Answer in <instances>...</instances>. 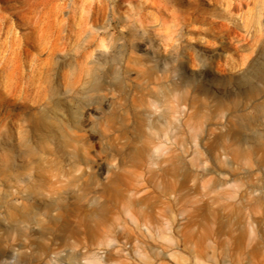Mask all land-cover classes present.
Wrapping results in <instances>:
<instances>
[{
	"label": "rangeland",
	"instance_id": "374dc122",
	"mask_svg": "<svg viewBox=\"0 0 264 264\" xmlns=\"http://www.w3.org/2000/svg\"><path fill=\"white\" fill-rule=\"evenodd\" d=\"M0 17L1 40L6 37L0 48V159L6 157L14 164L12 173L0 178L1 193L13 192L14 197L27 186L38 184L36 165L23 169L21 158L7 146L6 135H23L41 155L44 173L57 178L56 197L66 206L57 210L54 224L45 222L38 227L12 222L5 206L0 205V255L9 256L11 264L45 260L65 264L57 255L65 250L73 253L72 248H90L89 230L105 240L116 238L131 251L134 240L117 238L122 230L138 237L134 221L140 218L127 207L129 193L146 186L153 196L150 211L159 222L169 217L167 203L174 214L190 210L191 199L162 197L157 187L167 181L184 180L210 209L226 202V193L248 191L249 198L259 200L257 210L264 214V152L232 161L236 167L232 177L225 167L221 174L205 172L211 161L207 148L215 145L220 151L232 145L235 137L250 138L245 126L239 129L242 135H233L246 121L259 131L263 129V117L245 107L239 92L247 83L260 84L257 75H264V0H0ZM16 40L20 47L13 44ZM153 45H157L159 57H154ZM102 47L110 49L106 65L110 67L99 79L107 81L109 88L98 109L89 100L95 93L80 85H67L69 65H90ZM211 69L223 76H212ZM183 82L185 101L178 99L181 90L175 87ZM214 87L223 102L236 103L243 121L225 118L226 109L233 108L231 104L216 107L208 93ZM65 95L71 103L56 102ZM183 106L189 112L200 110L188 118L181 113ZM156 112L159 118L151 120L150 115ZM109 113L114 114L111 125L105 119ZM62 114H67L66 121L60 125L57 120ZM40 116L50 120L55 135L69 140L64 153L54 152L50 140L38 144L39 133L32 130L31 120ZM145 140L149 151L159 156V166L119 164ZM72 152L77 157L70 156ZM84 156L86 162L81 160ZM226 156L231 161V156ZM176 159L179 172L165 175L167 165L161 161ZM108 166L122 177L123 195L113 202L107 196L98 198L97 193ZM100 202L112 208L105 218L88 217ZM220 213L224 216L228 210ZM37 219L42 217L37 215ZM64 223L77 231L75 246L71 245L73 239L70 244L63 243ZM41 245L47 247V256L37 253ZM121 264H131V260Z\"/></svg>",
	"mask_w": 264,
	"mask_h": 264
},
{
	"label": "bare ground",
	"instance_id": "6f19581e",
	"mask_svg": "<svg viewBox=\"0 0 264 264\" xmlns=\"http://www.w3.org/2000/svg\"><path fill=\"white\" fill-rule=\"evenodd\" d=\"M97 11L98 8L95 7L94 13L97 14ZM1 26L2 19L0 17V48L6 44V37L1 40ZM89 28H91V25H89ZM31 31L34 32L33 25ZM59 40L60 36L56 38V41ZM13 44L16 47H20V43L17 40ZM57 44L59 43L57 42ZM54 46L57 47L58 45L55 44ZM152 47H154V57H159L157 45H153ZM218 56L220 55H216V57ZM221 56L226 57L228 54L222 53ZM109 57L110 49L102 47L98 48L96 53H94L93 59L89 61L90 65H79L77 67L69 65L71 75L67 86L80 85L86 92L95 93L89 100L90 103L97 104L98 109L101 102L106 99L108 93L109 83L100 80L99 74L103 75L109 71L110 66H106L110 60ZM262 61L264 64V59ZM263 64L261 63L262 66ZM246 73L248 72L246 71ZM246 73L242 72L241 76L245 77ZM210 74L212 76H223L215 69H211ZM257 78L260 84L247 83L239 94L243 103H245V107L252 109L256 115L260 114L264 119V75H257ZM185 83L175 85V87H178L176 88L178 91L181 90L178 96V99L181 101H185L187 97ZM213 89L214 91L212 92L207 91L210 94L212 93L211 95L214 97L217 108L223 109V107H228L229 104L233 108V110L226 109L228 112L225 118L228 120L236 118L241 121L243 114H241V110L236 109V103L223 102V98L218 96V91L215 87ZM207 91L201 92L207 93ZM60 100L68 103L72 101L67 95L62 96L61 99H57L56 102L59 103ZM192 100L191 103L194 102ZM57 103H55L56 106L58 105ZM199 110L198 108H194L193 111L189 112L183 106L181 113H186L188 118H190L197 116ZM156 113L150 115L151 120L159 118V113ZM66 115L62 114L61 119H58L57 123L62 125L66 121ZM113 116V113L107 114L105 118L106 122H108L107 125H111ZM31 123L32 130L39 133L38 144L50 140L54 145V152L61 154L65 152L69 140L64 135H55L56 133L52 132L53 127L47 117L40 116L37 119L31 120ZM254 125L250 120L246 121L243 127L239 126L233 133V135H242V131L239 129L246 127L251 132L250 135L252 136L250 138L235 137L232 145L222 148L220 151L215 145L207 148L211 161L207 165L205 172L221 174L222 171L220 172V170L222 167H225L231 170L229 176L232 177L234 176L233 169H236L232 161L237 163L257 152H264V123L262 125L263 129L260 131L254 128ZM73 126L77 128V122H74ZM45 132L53 135H44ZM6 142L8 148L13 151L16 158L18 160L21 158L22 161H20L21 164L19 166L26 169L30 164L34 163L36 165L38 184L27 186L24 193L12 197L13 192L10 193L11 195L1 193V181L0 205L5 206L9 219L14 223H33L38 227L42 226L45 222L47 224H54L57 210H64L66 208L63 200L56 197L57 178L44 173L43 168L40 166L42 161L41 155L37 152V148L28 143L25 136L16 134L11 136L6 135ZM143 142L141 146L130 150L120 160L119 164L132 163L143 165L146 163L148 167L157 164L159 166V156L155 155L153 150L149 151L146 140ZM227 154L231 156V161L230 159L228 160ZM70 156L77 157V154L72 152ZM81 160L86 162L87 157H81ZM161 162L167 165V168L163 170L165 175L168 173L174 175L180 170V164L177 159ZM13 169L14 164L8 158L3 157L0 159L1 179H6ZM185 176L183 175V179ZM121 180V175L108 166L105 170L103 181L97 185L98 198L107 196L112 202L118 200L123 195L119 184ZM157 189L162 197H167L173 201L191 199L193 202L190 210L186 213L179 212L174 214L167 203L166 210L169 217L164 222H159L150 211L153 196L149 195L146 192L147 187L143 186L141 189H136L129 193L126 200L127 207L134 210L140 218L139 222L134 221V227L138 230V237L130 235L125 230L117 234V238L119 239L125 238L126 240H134L136 242L131 251H126L124 245L118 239L115 238L112 241L105 240L94 230H89L90 248L83 250L72 248L74 250L73 253L70 250H65L60 255H57L59 257L56 258L59 259L61 257L65 264H121L123 260L127 259L131 260V264H264V214L257 210L259 200L249 198L248 191L238 190L226 193L227 201L221 203L216 209H210L207 201L198 198L199 194L194 192V190L190 191L191 188L186 186L184 180L179 183L167 181L159 185ZM14 193L16 192L14 191ZM111 209L108 204L100 202L94 206L88 217L92 214L94 217L103 220ZM223 209H227L228 213L221 216L220 211ZM37 215H40L42 219H37ZM163 224L164 227L162 226ZM61 227L63 229V243L65 245L70 244V239H73L74 241L71 245L74 244L75 246V243L79 240L77 231L66 223L62 224ZM18 253L22 255L23 251H19ZM37 253L40 256H47L48 249L46 246L41 245L37 249ZM8 258L9 256L0 255V264H11L12 261H10L11 259L8 260ZM83 258L86 259L84 263L81 262ZM49 262L51 261L45 260L40 264H49Z\"/></svg>",
	"mask_w": 264,
	"mask_h": 264
}]
</instances>
